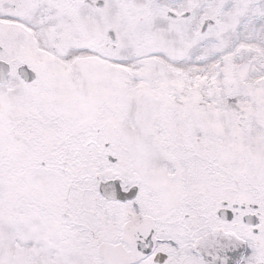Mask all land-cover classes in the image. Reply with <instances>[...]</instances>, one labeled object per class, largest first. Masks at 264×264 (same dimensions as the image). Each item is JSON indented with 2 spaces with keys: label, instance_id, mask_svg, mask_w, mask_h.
Segmentation results:
<instances>
[{
  "label": "snow or ice",
  "instance_id": "6c2138e0",
  "mask_svg": "<svg viewBox=\"0 0 264 264\" xmlns=\"http://www.w3.org/2000/svg\"><path fill=\"white\" fill-rule=\"evenodd\" d=\"M0 264H264V0H0Z\"/></svg>",
  "mask_w": 264,
  "mask_h": 264
}]
</instances>
